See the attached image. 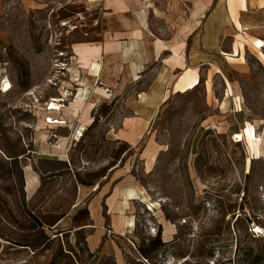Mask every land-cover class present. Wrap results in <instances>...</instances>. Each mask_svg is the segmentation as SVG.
I'll return each mask as SVG.
<instances>
[{"label": "rangeland", "instance_id": "rangeland-1", "mask_svg": "<svg viewBox=\"0 0 264 264\" xmlns=\"http://www.w3.org/2000/svg\"><path fill=\"white\" fill-rule=\"evenodd\" d=\"M186 3L147 0L149 28L169 47L191 16ZM215 4L226 20L219 50L238 39L244 59L204 56L228 74L199 65L200 84L182 92L173 70H183L162 69L169 50L121 85L120 47L105 52L100 73L85 79L89 100L95 85L108 94L84 129L64 106L66 124L40 120L53 98L69 105L75 74L84 79L74 43L130 40L140 27L132 9L114 0H0V87L12 85L0 90V264H264V58L254 45L264 39V0ZM195 51L196 38L186 48ZM129 188L139 197L126 200Z\"/></svg>", "mask_w": 264, "mask_h": 264}, {"label": "crops", "instance_id": "crops-1", "mask_svg": "<svg viewBox=\"0 0 264 264\" xmlns=\"http://www.w3.org/2000/svg\"><path fill=\"white\" fill-rule=\"evenodd\" d=\"M113 1V0H108ZM119 8L122 10L127 9L128 7L132 9L133 13L138 19L140 24L139 29L134 31V36L130 40L123 39L118 43L115 40L106 41L105 45L94 44L92 42H76L73 45V52L75 55V60L77 68L79 69L81 74H85L83 77H78V74L75 79L78 81L80 85L79 90L77 91L74 98L70 101L69 105L65 108L71 117H77L80 121V126L84 125V129L88 125L91 124L93 120L92 112L95 107L98 105V101L101 97H104L108 94L107 89L95 85V98L88 99L87 88L88 82L85 79L89 75L96 76L100 73V62L102 55L105 52H111L112 50L120 47L116 52L117 58V68L116 72L121 73V83L124 79L131 81H138L140 73L144 71L145 67H151L153 64L159 61L161 54L165 50H169L170 53L164 57L162 61L163 71L167 68L172 69H182L181 73H174L173 76L176 78L174 82V87L177 91H188L195 88L198 84H200V74L198 72V66L202 64H212L213 61L204 60V56L208 54L216 55L220 46V37L221 33L224 30V26H226V20L219 15L218 7H216V0H186V4H189V8L191 10L190 17H187L185 21L181 22V28L178 31V38L180 43L174 44L169 47L165 41L161 38H158L153 34L151 29L149 28L148 23V8H147V0H114ZM230 6L234 9L236 3H240L243 7L246 6L247 0H229ZM234 12V10H232ZM236 12V11H235ZM235 16V15H234ZM236 23L239 27H243V24L236 18ZM197 39L198 46L200 47V52L195 53L193 55H189L186 52V48L188 46V41L193 39ZM91 43V45H90ZM80 44H88L85 48L84 52H79L76 49L75 45ZM254 45L260 49V55L264 58V53L262 52V48H264V39L263 38H255ZM96 50V51H94ZM198 50V49H197ZM244 50L245 44L244 42L236 39L230 51H225L224 49H220L219 52L222 55H225L226 58L234 59H244ZM88 51H92L91 53H86ZM100 51V52H99ZM96 52V53H95ZM177 52V53H176ZM86 55H85V54ZM187 53V54H186ZM82 54V55H81ZM91 54V55H89ZM209 56V55H208ZM224 56V57H225ZM83 57V58H82ZM82 58L83 60H81ZM84 63V64H83ZM217 67V71L224 74H228V71L224 65L221 63H213ZM118 84V85H119ZM119 85V86H120ZM118 87V86H117ZM160 87V86H158ZM229 88V87H228ZM61 95H64L61 92ZM92 101V102H91ZM94 103V106L88 111V104ZM57 111L55 114H52V117H58L59 119L69 121L65 116H60ZM89 119H91L89 121ZM131 117H127L126 121H130ZM66 122L64 124H66ZM61 125V124H58ZM79 126V127H80ZM78 127V128H79ZM75 131V136H77V130ZM55 149V147H54ZM53 147H43L42 153L47 154L53 152ZM55 151H61L60 149H56ZM29 168V170L27 169ZM26 171L28 172V190L33 191L38 183V177L36 173L30 168V166H26ZM32 181V182H31ZM31 184V185H30ZM33 186V187H31ZM126 200L135 199L131 197L138 196V191L135 188H129L126 192ZM139 197V196H138ZM123 210V209H122ZM94 213V209H93ZM132 221V222H131ZM135 217L133 214L126 221V227H129V231H131L135 227ZM174 233V232H172Z\"/></svg>", "mask_w": 264, "mask_h": 264}, {"label": "bare ground", "instance_id": "bare-ground-1", "mask_svg": "<svg viewBox=\"0 0 264 264\" xmlns=\"http://www.w3.org/2000/svg\"><path fill=\"white\" fill-rule=\"evenodd\" d=\"M86 43V42H85ZM88 43V42H87ZM90 45H91V43H90ZM88 46V44H80V45H76V49H77V51H79V52H84V50H85V48ZM94 51H96V50H94ZM92 51H88V52H86L87 54L88 53H91ZM100 52V51H99ZM96 53V52H95ZM177 53V52H176ZM85 54V53H84ZM92 54H93V52H92ZM82 55V54H81ZM86 55V54H85ZM89 55H91V54H89ZM83 58V57H82ZM12 87V85H11V83L10 82H8L7 80H6V82L5 83H2V86L0 87V90H2V91H8L10 88ZM62 99H64V98H53L52 99V102H49L46 106H47V110H51L50 111V115H46L47 117H45V119L44 120H40V124H51L50 126L51 127H54L55 125H58V120L60 121V123L59 124H64L66 121L65 120H62V119H59L58 117H52V114H55L57 111H59V110H61V107L62 106H64V108L67 106V105H63L62 103H60L61 101H62ZM92 102V101H91ZM94 106V103H90V104H88V111L92 108ZM48 118V119H47ZM91 119H89V121H90ZM47 124V126H49ZM49 126V127H50ZM235 139H233V140H235V141H237V142H239V141H241V140H243L244 139V134L243 133H236L235 134ZM28 170H29V168H27ZM30 171V170H29ZM29 176V175H28ZM32 182V181H31ZM31 185V184H30ZM31 187H33V186H31ZM132 222V221H131ZM259 231H260V228H259V226H258V228H257Z\"/></svg>", "mask_w": 264, "mask_h": 264}]
</instances>
